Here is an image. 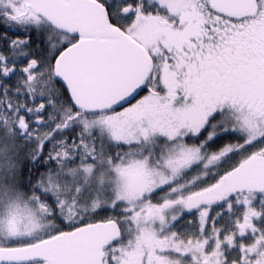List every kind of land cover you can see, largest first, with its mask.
Segmentation results:
<instances>
[{
    "label": "snow or ice",
    "instance_id": "6c2138e0",
    "mask_svg": "<svg viewBox=\"0 0 264 264\" xmlns=\"http://www.w3.org/2000/svg\"><path fill=\"white\" fill-rule=\"evenodd\" d=\"M0 264H264V0H0Z\"/></svg>",
    "mask_w": 264,
    "mask_h": 264
}]
</instances>
